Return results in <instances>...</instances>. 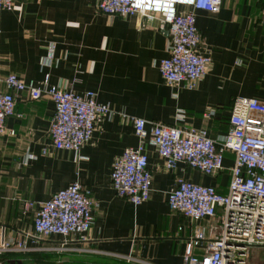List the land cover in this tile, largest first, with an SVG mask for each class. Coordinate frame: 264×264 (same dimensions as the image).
I'll return each instance as SVG.
<instances>
[{
    "label": "crops",
    "instance_id": "obj_1",
    "mask_svg": "<svg viewBox=\"0 0 264 264\" xmlns=\"http://www.w3.org/2000/svg\"><path fill=\"white\" fill-rule=\"evenodd\" d=\"M98 1L16 0L11 11H0L1 76L15 75L40 89L90 91L113 112L96 119L77 152L56 150L49 136L53 102L17 98L0 134V245L12 246L0 253V264H183L186 254L202 255L204 248L189 241L200 228L209 237L210 222L170 212L167 195L177 180L225 194L232 155L225 154L221 172L206 176L182 164L167 170L145 142L151 189L148 200L135 206L116 196L110 180L113 163L139 145L129 119L203 130L216 141L229 131L236 98L264 102V0H221L217 14L195 12L202 39L197 53L210 61L192 91L167 85L158 72L168 56V35L158 19L108 16L98 12ZM74 183L96 204L85 241L35 239L37 207ZM25 203L33 207L26 210ZM18 244L28 251L15 249Z\"/></svg>",
    "mask_w": 264,
    "mask_h": 264
},
{
    "label": "built area",
    "instance_id": "obj_2",
    "mask_svg": "<svg viewBox=\"0 0 264 264\" xmlns=\"http://www.w3.org/2000/svg\"><path fill=\"white\" fill-rule=\"evenodd\" d=\"M15 1L0 0V11H11ZM220 6L221 0H99L97 10L108 16H139L149 22L158 19L160 29L168 35V56L158 62V72L167 85L192 91L205 76L210 61L197 53L202 39L195 12L217 14ZM52 53L50 48L48 63ZM22 94L31 101L47 97L53 102L49 136L56 150L77 152L89 141L96 119L113 114L108 105L97 103L90 91L78 95L54 86L40 89L15 75H0V134ZM129 121L139 145L126 149L113 163L110 180L116 196L135 206L148 200L151 189L145 142L155 149L167 170L182 164L203 175L215 176L223 170L225 154L233 157L225 194L214 187L177 180L167 195L170 212L180 213L194 223L210 222L209 237L200 228L189 241L190 247H203L204 253L186 254L183 264H246L249 249L264 250V102L236 98L230 109L229 131L216 141L203 130L160 123L148 127L141 118ZM9 135L14 132L9 131ZM32 207V203L24 204L26 210ZM95 207L89 191L71 184L37 207L33 237L45 240L60 236L84 242L93 225ZM15 249L28 251L22 244ZM11 250L9 243H1L0 253Z\"/></svg>",
    "mask_w": 264,
    "mask_h": 264
},
{
    "label": "rangeland",
    "instance_id": "obj_3",
    "mask_svg": "<svg viewBox=\"0 0 264 264\" xmlns=\"http://www.w3.org/2000/svg\"><path fill=\"white\" fill-rule=\"evenodd\" d=\"M106 264H131V263H118L107 261ZM246 264H264V250L258 248H251L248 250Z\"/></svg>",
    "mask_w": 264,
    "mask_h": 264
}]
</instances>
